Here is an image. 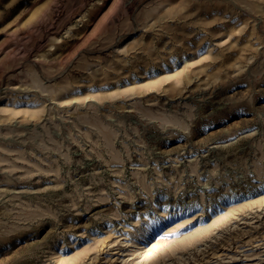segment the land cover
I'll list each match as a JSON object with an SVG mask.
<instances>
[{
  "label": "rangeland",
  "instance_id": "rangeland-1",
  "mask_svg": "<svg viewBox=\"0 0 264 264\" xmlns=\"http://www.w3.org/2000/svg\"><path fill=\"white\" fill-rule=\"evenodd\" d=\"M0 264H264V0H0Z\"/></svg>",
  "mask_w": 264,
  "mask_h": 264
},
{
  "label": "bare ground",
  "instance_id": "bare-ground-1",
  "mask_svg": "<svg viewBox=\"0 0 264 264\" xmlns=\"http://www.w3.org/2000/svg\"><path fill=\"white\" fill-rule=\"evenodd\" d=\"M261 243V242H260ZM256 244V243H255ZM263 245V244H262ZM261 246V245H260ZM252 250V249H251Z\"/></svg>",
  "mask_w": 264,
  "mask_h": 264
}]
</instances>
